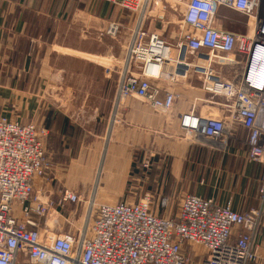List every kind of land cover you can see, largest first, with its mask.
Segmentation results:
<instances>
[{
  "label": "built area",
  "instance_id": "obj_1",
  "mask_svg": "<svg viewBox=\"0 0 264 264\" xmlns=\"http://www.w3.org/2000/svg\"><path fill=\"white\" fill-rule=\"evenodd\" d=\"M103 1L113 11L104 38L117 37L125 25L113 15H135L134 25L127 26L124 54L94 56L107 63L108 77L119 74L116 103L133 96L167 112L176 94L161 84L196 74L223 99L228 114L204 117L191 111L181 116L182 129L191 138L226 143L235 137L234 128L243 126L249 160L264 162V0H173L185 27L175 43L145 26L160 0ZM220 6L254 19L253 30L242 34L216 28ZM233 54L243 58L242 70L227 78L212 63H237ZM48 133L35 121L0 117V264H264L257 246L264 222V181L258 206L243 213L231 202L220 205L191 193L182 195L174 216L159 214L149 192L140 201L99 203L95 195L84 199L65 188L58 201L45 200L35 188L36 180L52 168L46 156ZM142 163L149 167L151 158ZM71 203L88 206L80 227L59 231L50 226L49 219L57 224L61 209ZM72 216L71 211L66 220Z\"/></svg>",
  "mask_w": 264,
  "mask_h": 264
},
{
  "label": "crops",
  "instance_id": "obj_2",
  "mask_svg": "<svg viewBox=\"0 0 264 264\" xmlns=\"http://www.w3.org/2000/svg\"><path fill=\"white\" fill-rule=\"evenodd\" d=\"M154 10L146 28L177 42L185 28L182 18L163 3L157 14ZM111 15L103 0H0V117L38 121L50 132L46 143L52 168L36 180V191L52 201L70 188L84 199L95 195L99 203L135 202L141 191L130 185L135 157L138 165L151 158L155 169L167 174L172 193H191L220 205L231 202L242 213L257 207L264 162L249 160L247 130L236 126L235 137L222 143L191 138L181 127V116L191 111L204 117L228 114L223 99L209 92L200 76L161 84L176 94L167 112L133 96L116 103L119 74L108 77L107 63L94 58L111 51L103 36ZM126 15L120 13L117 20L133 26L134 16ZM247 21L239 11L220 6L214 26L228 30L246 27ZM94 36L103 43L88 49L94 47L87 43ZM128 37L113 44L118 57ZM232 56L237 63H212L227 78L242 70L240 56ZM69 210L61 209V216H70ZM257 246L264 259V222Z\"/></svg>",
  "mask_w": 264,
  "mask_h": 264
},
{
  "label": "rangeland",
  "instance_id": "obj_3",
  "mask_svg": "<svg viewBox=\"0 0 264 264\" xmlns=\"http://www.w3.org/2000/svg\"><path fill=\"white\" fill-rule=\"evenodd\" d=\"M162 3L164 5L171 6L173 14L175 16H179L180 18H182V12L180 11L179 8H177V6L175 4L176 2H174L173 0H160L158 3H156V5L154 7L155 10L152 12V14H155V13L157 14L160 11ZM120 13H126L127 14L126 17L129 16L128 12L120 11L116 15H113L114 18L117 19L118 15ZM241 13L242 12H240V14ZM112 14H113V11H112ZM242 14H244V13H242ZM244 16L248 20L246 27H241V26L240 27H233V29L231 27L228 30L229 31L233 30V32H236V33L238 32V33H242V34H246L250 31H252L254 26H255L254 25V19H250V17L246 14H244ZM126 32H128L127 25H124L120 34L117 37H114V38L106 37V38H104V41H107L108 44L111 45V51L116 52V47L113 44L119 42V40L124 41L129 34ZM81 34L83 35L82 29L80 30L79 37L77 38V44L79 46L81 45V44H79V42L83 43V41L81 40V37H82ZM165 40L169 43H173L171 41H168L167 39H165ZM102 41H103V39L97 38L96 36H94V39H91V40H89V38H88L87 43L92 44V45L94 44V47L88 46V49L96 50L97 47H100V44L103 43ZM77 53L80 54L79 52H77ZM257 53H259L258 60L254 61V58H255ZM230 58H233V56L230 55ZM242 59L243 58L240 57V59H238V60H240V62L242 63L244 61ZM259 59H260V51L256 50V53L254 54V57H253V63L257 64ZM35 120H37V119H35ZM35 122H37L40 125V123L38 121H35ZM49 133H48L47 137L49 136ZM47 148H48V145H47ZM47 151H48V149H47ZM46 156H47V152H46ZM140 164L141 165H138L139 167H138L137 171L139 169L141 171L139 170V173L136 172L135 176L131 179V183H130V185H132L134 187H140V189H141L140 194H137V196H135L134 199L137 201H140L142 198H144V195L149 192L152 195V201H154L155 204H159V206L165 207V210L164 211L160 210L159 214L174 216L177 213L178 205H179L180 199L182 197L181 193H177V192L172 193L171 190L168 191V189L171 188V181H169L167 179V174L165 172L160 171V170H156L155 166L153 164L150 165L149 167H145L143 163H140ZM161 189H162V192H161ZM35 190H36V188H35ZM126 198H128V197H126ZM125 201H126V199H125ZM162 205H164V206H162ZM67 208L70 209L68 211V213L70 211L73 212V216L71 217L70 220H66L67 216H65L66 218L59 217L58 223L54 224L53 223L54 218H50L48 221L49 225L54 226L59 231H66V230H70V229L75 230L76 227H78V226L80 227V224H81L82 220L84 219V215L87 211L88 206L84 203H81L78 206L71 203V204L66 205L65 209H67ZM75 210H77V211H75ZM43 224L45 226L44 220H43Z\"/></svg>",
  "mask_w": 264,
  "mask_h": 264
},
{
  "label": "trees",
  "instance_id": "obj_4",
  "mask_svg": "<svg viewBox=\"0 0 264 264\" xmlns=\"http://www.w3.org/2000/svg\"><path fill=\"white\" fill-rule=\"evenodd\" d=\"M136 161H137V157H135V161H134V163H133V167H132V171H131V177L133 178L134 176H135V174H136V172L137 173H139V170L137 171V169H138V164L136 163ZM139 165H141V164H139ZM141 171V170H140ZM129 183H130V181H129Z\"/></svg>",
  "mask_w": 264,
  "mask_h": 264
},
{
  "label": "clouds",
  "instance_id": "obj_5",
  "mask_svg": "<svg viewBox=\"0 0 264 264\" xmlns=\"http://www.w3.org/2000/svg\"><path fill=\"white\" fill-rule=\"evenodd\" d=\"M258 57H259V53L256 54V56L254 58V61H257L258 60Z\"/></svg>",
  "mask_w": 264,
  "mask_h": 264
}]
</instances>
